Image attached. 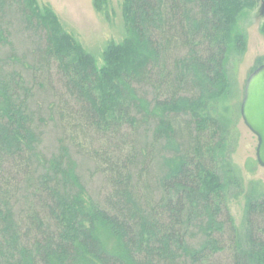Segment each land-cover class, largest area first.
Listing matches in <instances>:
<instances>
[{
	"label": "trees",
	"instance_id": "trees-1",
	"mask_svg": "<svg viewBox=\"0 0 264 264\" xmlns=\"http://www.w3.org/2000/svg\"><path fill=\"white\" fill-rule=\"evenodd\" d=\"M259 1L125 0L98 67L49 6L0 0V264H264L231 63Z\"/></svg>",
	"mask_w": 264,
	"mask_h": 264
},
{
	"label": "rangeland",
	"instance_id": "rangeland-1",
	"mask_svg": "<svg viewBox=\"0 0 264 264\" xmlns=\"http://www.w3.org/2000/svg\"><path fill=\"white\" fill-rule=\"evenodd\" d=\"M38 6H49L57 15L64 30L71 34L81 46L93 55L98 67L105 65L104 53L108 45L121 43L127 35L124 16L125 0H106L95 5V0H36ZM238 27L246 33V50L243 55H235L232 60L233 77L238 93L233 100L242 105L246 83L250 74L264 63V0H260L252 9L244 11ZM241 108V107H240ZM239 142L233 155L234 162L240 167L248 184L252 180L264 182V167L257 160L258 137L247 127L241 118L238 123ZM53 144L51 136L45 140L44 148ZM255 161V167L250 162ZM99 181L98 178L94 179ZM91 183L96 185L97 182ZM233 221L241 223L245 210V196L242 195L229 203ZM104 245L111 251L119 249L116 236L105 227L99 229Z\"/></svg>",
	"mask_w": 264,
	"mask_h": 264
},
{
	"label": "water",
	"instance_id": "water-1",
	"mask_svg": "<svg viewBox=\"0 0 264 264\" xmlns=\"http://www.w3.org/2000/svg\"><path fill=\"white\" fill-rule=\"evenodd\" d=\"M241 114L244 123L258 137L257 160L264 167V63L247 80Z\"/></svg>",
	"mask_w": 264,
	"mask_h": 264
}]
</instances>
